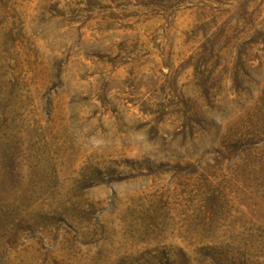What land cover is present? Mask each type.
<instances>
[{"label":"rangeland","instance_id":"obj_1","mask_svg":"<svg viewBox=\"0 0 264 264\" xmlns=\"http://www.w3.org/2000/svg\"><path fill=\"white\" fill-rule=\"evenodd\" d=\"M0 264H264V0H0Z\"/></svg>","mask_w":264,"mask_h":264}]
</instances>
